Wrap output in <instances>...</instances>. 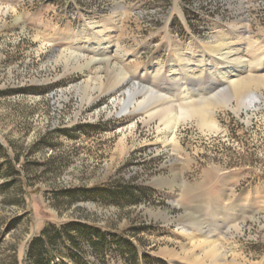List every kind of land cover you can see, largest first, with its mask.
<instances>
[{
	"label": "rangeland",
	"instance_id": "obj_1",
	"mask_svg": "<svg viewBox=\"0 0 264 264\" xmlns=\"http://www.w3.org/2000/svg\"><path fill=\"white\" fill-rule=\"evenodd\" d=\"M219 44L238 48L240 77L263 76L264 0H0V264H30V239L71 219L138 250L86 252V264H192L181 244L193 232L211 235L230 264H264V99L241 112L211 105L217 134L188 120L171 144L159 117L119 114L113 94L83 101L93 71L57 63L62 51L111 62L184 105L185 87L191 103L228 87ZM93 187L115 192L83 193Z\"/></svg>",
	"mask_w": 264,
	"mask_h": 264
},
{
	"label": "bare ground",
	"instance_id": "obj_2",
	"mask_svg": "<svg viewBox=\"0 0 264 264\" xmlns=\"http://www.w3.org/2000/svg\"><path fill=\"white\" fill-rule=\"evenodd\" d=\"M225 47L226 45L219 44L214 46L213 50L226 64L225 67L222 66L219 69L218 73L229 83L228 87L210 99H203L197 103H191L192 101H189L191 97L189 93L190 89L183 87L184 95L186 96L185 101H187L184 105H175L168 98L159 96L157 93L149 91L145 87L143 88L138 84L130 82L125 71L111 62H107V66H100L97 64L98 62L96 63L92 59H86L74 54L68 55L62 51L57 59V63H63L65 67H68L74 61L77 70L90 69L93 71L94 75L88 77L87 81L84 82L85 88L82 91L81 97L83 101L90 103L94 99L97 100L103 94H113L114 98L111 101L114 102L115 106L121 107L119 114H132L142 110L145 114L144 118L146 119L159 117L165 125L167 142L172 144L176 142L177 130L180 124L188 120L194 119L202 130L217 134L219 132L218 123L209 117V112H211L209 107L211 105L222 104L226 107H233V104H236L235 109L237 112H241L252 110L263 101L264 75L243 76L242 74L243 77H240L237 73L238 69H236L233 63L235 60L233 56H235L238 48L233 47L227 50ZM176 77L181 79V75H176ZM191 77L190 75L188 78L190 79ZM104 79L106 80L104 81ZM139 95L143 97L142 100L138 98ZM124 138L126 137L122 138V144ZM189 219L193 224H197L200 227V221L194 218L193 215H189ZM183 231V233H186L187 230L185 229ZM202 232L207 231L203 230ZM193 233L189 234L191 235L189 237V244H181L183 259L188 260L192 264H230L229 256L223 251L224 248L211 235L206 233L205 237L195 238ZM171 251L174 252L176 250L172 249ZM172 255L178 257L179 253L174 252Z\"/></svg>",
	"mask_w": 264,
	"mask_h": 264
},
{
	"label": "trees",
	"instance_id": "obj_3",
	"mask_svg": "<svg viewBox=\"0 0 264 264\" xmlns=\"http://www.w3.org/2000/svg\"><path fill=\"white\" fill-rule=\"evenodd\" d=\"M3 149L0 144V150ZM14 170L19 172L15 167ZM76 191H65V194L72 196ZM117 191H120V194L128 193L127 189ZM114 192L104 187H93L83 191L91 197L108 193L111 195ZM119 249L122 252H130L134 258L138 253L135 244L123 235L81 219H71L66 222L45 224L40 232L30 239L25 256L31 260L30 264H51L57 258L61 260V263L57 264H69L72 261L82 263L83 260L86 264V257L82 256L86 252L92 251L94 254L103 256L106 252ZM66 258L70 260L66 261ZM14 264H19L17 258L14 259Z\"/></svg>",
	"mask_w": 264,
	"mask_h": 264
}]
</instances>
